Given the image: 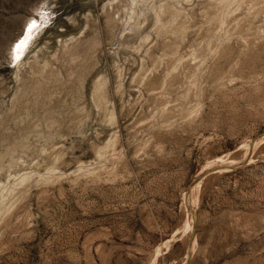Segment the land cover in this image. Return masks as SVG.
Wrapping results in <instances>:
<instances>
[{"label":"rangeland","instance_id":"374dc122","mask_svg":"<svg viewBox=\"0 0 264 264\" xmlns=\"http://www.w3.org/2000/svg\"><path fill=\"white\" fill-rule=\"evenodd\" d=\"M0 264H264V0H0Z\"/></svg>","mask_w":264,"mask_h":264},{"label":"bare ground","instance_id":"6f19581e","mask_svg":"<svg viewBox=\"0 0 264 264\" xmlns=\"http://www.w3.org/2000/svg\"><path fill=\"white\" fill-rule=\"evenodd\" d=\"M23 42H25V41H23ZM22 46V45H21Z\"/></svg>","mask_w":264,"mask_h":264}]
</instances>
